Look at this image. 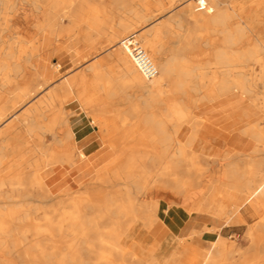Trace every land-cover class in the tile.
<instances>
[{
	"label": "bare ground",
	"instance_id": "6f19581e",
	"mask_svg": "<svg viewBox=\"0 0 264 264\" xmlns=\"http://www.w3.org/2000/svg\"><path fill=\"white\" fill-rule=\"evenodd\" d=\"M83 1L0 0V205H18L24 208L21 205L45 203L50 204V210H53L50 212L47 207V211L44 209L42 225L33 223L41 209L37 204L38 210H32L33 212L16 211V208L0 212V235H4L0 237V264H5L1 256L6 254L18 256L26 264H146L129 248L125 238H135L137 242L139 225L145 230H152L159 221L157 212L161 200L165 199L163 195L172 192L175 196L184 197L198 190L207 171L212 170L210 166L216 163L215 160L221 163L212 171V181L206 186L207 192L214 193L217 185H221L223 191L214 193V196H219L222 200L231 202L237 198V193L248 196L241 205L233 206L222 216V225H230L236 215L255 218L256 212L254 213L250 203L261 204L264 208V124H260L261 120L248 123L250 114L242 116V119H234L235 124L242 125L240 132L245 143L254 142L250 155L240 151H225L220 157H216L214 154H201L197 150L201 143L212 148V140L215 139V136L210 138V129L202 126L206 121L195 114V109L205 99L206 91L214 93L217 98L238 94L251 101L264 114V37L262 33L256 34L257 28L247 21L241 24L239 21L242 19L227 7L226 0L188 1L197 9L195 23L206 28L202 31L206 32L202 37L207 46L213 47L211 56L214 62L193 61L182 56L180 48L173 50L167 61L161 62L156 57L155 37L150 40L142 34H132L141 42L158 69L157 77L147 81L124 47L125 39L120 41V48L113 55L121 67L126 83L144 88L152 98H156L162 92L166 93L164 85L169 82L174 97L166 102L167 118L158 121V116L147 114L143 120V128L147 131L149 140H142L138 145L149 147V150H131L123 159H118V153L115 164L108 161L97 172L95 181L92 179L94 182L91 180L85 185L86 191L82 195L73 196V189L61 193L57 188V172L61 171L60 168L73 173L70 174L73 176L87 167V156L81 151L78 154L61 152L57 150L56 144L48 145L46 134L57 141L58 135L53 127L56 124L68 125V121L54 111L56 91L53 95L49 93L45 105L40 100L21 115L17 114V109L54 84L53 80L43 77L37 61L42 59L43 50L51 45L58 30H62L60 19L63 16L78 17V20L84 22L81 15L84 10ZM140 1L146 7L144 2L147 0ZM169 1L173 4L180 0ZM26 5L32 7V12L40 18L39 21L19 18ZM104 13L101 9L95 15L88 30L102 33ZM18 22H22V25L16 26L19 25ZM178 23L182 24V21L178 19ZM128 27L129 25H124V31ZM29 29H32L33 35L29 33ZM246 30L256 34V42L252 41L254 45L247 49L238 50L235 47L247 40ZM122 33H115L109 38L110 43L115 42ZM86 34L85 42L93 45V38L89 37L88 31ZM9 37L11 39L7 41ZM26 42L30 44L29 48H26ZM28 78L29 84L21 86ZM73 79L74 76L61 85L68 96L76 93ZM178 94L183 96L182 101ZM87 97H84L87 100H80L87 109L101 104L95 98ZM49 115L51 122L45 124ZM165 123L172 125V131L168 130ZM186 125L190 127V131L185 139H181V132ZM72 136V132L68 130L64 139L70 140ZM29 144L34 145V148L24 149ZM111 146L116 150L114 144ZM209 148L205 151L209 152ZM7 151L15 156L10 162L5 158ZM30 155L34 157L31 158ZM202 156L214 161L206 166L200 162L203 166L199 163ZM51 166L56 167L49 169ZM115 182L121 188H117L114 194L105 195L102 201L94 196L97 191L93 193L90 190L98 183L112 185ZM123 190L125 199L122 198ZM153 194L162 196L147 204L139 203V196ZM68 203L72 207L65 211ZM58 210H64L59 220L55 214ZM8 220L20 224L29 222L30 225L16 232L15 229H8ZM103 221L107 224L104 225ZM10 233L20 234L21 237L10 238L7 236ZM27 234H33L34 238H27ZM246 234L250 239L248 250L254 254L249 252L251 254L247 253L248 256L244 255L245 251L229 245L221 236L211 241L210 247L204 252L195 246L189 250L187 244H182L184 239L178 237L179 246L170 260L183 264L187 251H191L199 259L197 264H254L253 261L259 258V252L264 253V217L257 220L255 225L249 226ZM194 236L195 233L189 239ZM91 256L94 257L93 261L89 259ZM235 256H240L242 260H235Z\"/></svg>",
	"mask_w": 264,
	"mask_h": 264
},
{
	"label": "rangeland",
	"instance_id": "374dc122",
	"mask_svg": "<svg viewBox=\"0 0 264 264\" xmlns=\"http://www.w3.org/2000/svg\"><path fill=\"white\" fill-rule=\"evenodd\" d=\"M188 1L190 0H180L171 4L169 0H147L144 2L146 3V7H144L143 2L140 0H84L82 5L84 10L81 13L84 22L78 20V17L63 16L60 19L62 30L60 31L61 28L58 30L56 36L52 39L51 45L43 50L42 59L37 61V66L40 68L43 77L50 81L53 80L54 84L50 88L42 91L37 98L28 99L23 106L17 109V114L21 115L27 108L37 104L40 100L42 101V105H45L44 103L48 101L47 99L50 96L49 93L51 92L53 95L56 91L54 94V111L68 121V125L56 124L53 128L58 135V140L53 141L52 136L47 133L48 145L52 146V144H56L57 147L54 146L61 152L71 151L78 154L81 151L87 156L85 159L87 167L73 176L70 175L73 173H67L58 166L61 171L57 172L59 178L56 183H58L57 188L61 193L73 189V196L82 195L86 191L85 189L87 186L85 185L91 182L92 179L95 181L94 178L97 172L102 169L108 161H112V165L115 164L116 155L118 153V159H123L131 150H149V147L138 145L142 140H149L148 136H146L147 131L143 128L145 116L147 114H154L160 118L158 121L167 118L168 107L166 102L174 97L169 82L164 85L166 93L162 92L160 97L156 98H152L144 88L126 83L121 73V67L113 55V53L120 48V41L132 34H142V36L150 40L155 37L157 46L156 57L161 62L167 61L176 48L182 50V56L190 58L193 61L207 62L209 60L214 62L211 56L213 47L207 46L202 37L206 33H202V31H205L206 28L199 27L195 23L194 17L197 13V9L194 8L193 4H189ZM226 5L236 13L239 7H244L245 18L239 22L242 24V22H245L247 19L248 23H253V25L256 26V34L262 33L261 35L264 37V0H226ZM101 9L105 12V23L102 26V33L97 34L91 29L88 30V25L92 23L95 15L99 13ZM32 11V7L26 5L25 11L20 13L19 18L21 20L28 18L30 21H32L31 19L39 21L40 18L34 16ZM178 19L182 21V24L178 23ZM142 20H146V22ZM21 23L16 26H21ZM151 24L154 25L152 29ZM77 25H79V27ZM124 25H129L127 31H124ZM28 31L29 33L33 32L32 29ZM87 31L89 37L93 38V40H91L94 42L93 45L84 40ZM118 32L123 33L115 42L110 43L109 38ZM256 34H251L248 31L246 42L235 48L243 50L253 46V42H256ZM11 36H13V34ZM10 37L7 41L12 38ZM26 44L28 45L26 46ZM25 46L29 48L30 44L26 42ZM73 76L75 79L74 90L76 93H71L68 96L66 92L62 90L61 85L65 83L66 80L72 79ZM29 80L30 78L23 81L21 86L28 85ZM95 84H97L98 87ZM204 95L205 99L197 106L195 114L206 121L202 126H206L210 129V138L215 136L212 142H214L215 147H218V150L215 152L216 157H220L225 151H230L232 153L240 151L242 154L250 155V150L253 148L254 142L247 141L245 143V138L242 132H240V127H242V125L235 124L232 119H242V116L250 114L253 119L251 120L250 118L248 123L261 120L260 124L262 125L264 124V121H262L264 114L261 113L251 101L238 94L230 97L217 98L214 93L212 94L206 91ZM87 96L90 97L89 99L95 98L100 101L99 103L101 104L87 109L80 102L84 97L88 98ZM178 97L181 101L183 100L181 94H178ZM86 98L84 99L87 100ZM94 115L100 117L96 118ZM50 117L51 115L45 120V124L51 122ZM166 126L169 131H172V125L170 123H167ZM68 130L72 132L73 136L70 140H65L64 138ZM189 131L190 127L187 125L184 126L180 138L185 139ZM61 140L64 141L61 142ZM91 142L94 143L89 145ZM111 144L115 145L116 150L113 149ZM126 145H129V147H126ZM29 147L34 148V145L29 144V146H25L24 149H29ZM123 148H125L126 151ZM197 150L199 153L201 151V154L207 156L211 155L213 151L211 150V153L205 152L202 144ZM11 153L10 151L5 153V158L9 162L15 157L13 153ZM30 156H32L31 158L34 157L33 155ZM11 157L13 158L10 160ZM212 160V158L207 159V157L202 156L199 159V163L203 162L206 166L208 163L214 161ZM215 161L217 164L214 163L210 166L212 170L207 171L203 178V183L198 190L186 194L184 197L175 196L172 192L163 195L165 199L161 200L157 212L159 221L156 222L152 230H145L142 225L138 226L137 232L139 236L136 244L148 251H153L157 247H161L157 252V257L159 259H164L161 264H179L178 262L170 260L172 253L179 246L180 241L178 237L184 239L182 244H187L189 250L192 249V246H195L202 252L206 251L210 247V242H201L200 238L203 232H209L217 238L221 236L229 245L232 244L237 249L240 248L243 252L245 251L244 255L248 256V254L252 253L248 250L250 249V239L246 234L247 229L249 226L255 225L257 220H261L264 217V208L261 204H255V202H253V211L254 213L256 212L255 218L246 217L245 220L225 226L222 225L224 223V221H222V212H227L229 209L231 204L229 201L224 209H222V212H217L219 219H222L217 221L214 218L216 210L214 205L218 204L219 201L217 202V200H219L220 197L214 196V193L216 194L223 190L221 185H217L214 193H208L206 187L209 182L212 181V171L214 167L221 163L219 160ZM203 163L200 164L203 165ZM53 167L56 166H51L49 169H53ZM88 169L89 171H86ZM116 184L117 182L112 185H102L98 183L93 185L94 189L90 190L93 193L97 191L98 193H94V196L97 197L99 201H102L105 195H108V193L114 194L121 188ZM124 193L125 190L122 192L123 199H125ZM161 196L160 194L139 196V203L147 204L149 201L151 202ZM236 196L238 201H244L248 197L241 193L235 194V198ZM36 204L39 205L38 203L29 204L30 207H28L29 205H21V207L24 208H20L18 205L15 207L14 205H11V207L9 205L7 207L3 204L0 205V212H9L10 210L13 211L16 209V211H35L40 206L41 209L39 208V213L36 216V220H33V223L36 222L42 225L44 224V211L47 208L50 212L53 210H50V204L44 203V205L39 206ZM12 207L14 208L12 209ZM71 207L69 203L66 204L65 211H68ZM174 208H181L188 213L189 218H191V229L201 230H193L186 235L184 233L182 235L173 234L167 224V218L169 211ZM62 211L64 210L55 211L58 220ZM195 211L203 215L196 214L194 213ZM7 222L9 223L8 229H15L16 232L24 230L30 225L29 222L21 224L19 222H12V220H8ZM103 224L106 225L107 222L103 221ZM193 233H195L196 236L189 239ZM32 235L33 234H27V238H34ZM7 236L10 238L21 237V235L17 233H10ZM0 237H4V235L1 234ZM132 249H135V245L132 246ZM259 253V258L253 261L255 262L254 264H264V260H262L264 259V253ZM1 257L5 264H26L24 259L16 255L10 256L6 254ZM236 258L239 262L242 260L240 256H235V260ZM89 259L93 261L94 257L91 256ZM198 261L199 259L196 258L191 251H187L183 264H197ZM118 262H120V260Z\"/></svg>",
	"mask_w": 264,
	"mask_h": 264
},
{
	"label": "crops",
	"instance_id": "0c3cea01",
	"mask_svg": "<svg viewBox=\"0 0 264 264\" xmlns=\"http://www.w3.org/2000/svg\"><path fill=\"white\" fill-rule=\"evenodd\" d=\"M234 7V6H233ZM237 9V8H236ZM244 12H245V8L244 7H239L237 9V14L239 15V17L241 19L245 18L244 16ZM241 13V14H240ZM247 21V19H246ZM248 22V21H247ZM250 23V22H249ZM253 25V23H250ZM153 24H151V29L153 28ZM254 27H256L255 25H253ZM233 122L235 121L234 119H232ZM94 142H91L89 145H92ZM202 144V143H201ZM203 145V150L205 151L206 148H209V146L205 147L204 144ZM215 148V149H214ZM215 155V152L218 150V147H215V144L213 145V147L209 148V152ZM206 152V151H205ZM219 197V196H218ZM219 201V202H218ZM218 204L214 205L215 206V213H214V218L217 221H220L221 219H219L217 212H222V209H224L225 205L229 202V201H225L222 200V198H220L219 200H217ZM243 201H238V198L234 199L233 201H231V204L229 206L230 210L233 206H239L242 204ZM250 206L254 209L253 203H250ZM227 210V212H228ZM227 212H222V215L224 216ZM194 213L196 214H201L202 213L195 211ZM246 217L242 216V215H236L232 218V220L230 221V225L232 223H237L240 222L241 220H245ZM190 221L191 218H189L188 213L183 210V209H179V208H174L171 211H169V215L167 218V224L170 228V230L173 232V234H179L182 235L183 233L186 235L187 233L189 234V232L195 230V231H200L201 229H191L190 226ZM183 235V236H185ZM217 237H214L211 233L209 232H203L201 235V242H211L213 240H215ZM125 240H127L128 246L131 250H133V252L146 264H152L153 262H159L161 264V262H163L164 259H159L157 257V252L159 249H161V247H157L155 250L153 251H148L143 247L138 246V244H136L137 242L134 240H130L128 239V237L125 238ZM129 240V241H128ZM135 245V249H132V246Z\"/></svg>",
	"mask_w": 264,
	"mask_h": 264
},
{
	"label": "built area",
	"instance_id": "2783aa9c",
	"mask_svg": "<svg viewBox=\"0 0 264 264\" xmlns=\"http://www.w3.org/2000/svg\"><path fill=\"white\" fill-rule=\"evenodd\" d=\"M123 45L142 76L147 81L155 79L158 75V69L143 48L141 42L135 36H130L123 41Z\"/></svg>",
	"mask_w": 264,
	"mask_h": 264
}]
</instances>
